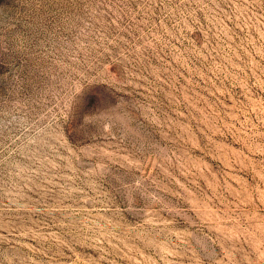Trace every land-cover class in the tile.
Masks as SVG:
<instances>
[{
	"label": "rangeland",
	"instance_id": "374dc122",
	"mask_svg": "<svg viewBox=\"0 0 264 264\" xmlns=\"http://www.w3.org/2000/svg\"><path fill=\"white\" fill-rule=\"evenodd\" d=\"M0 264H264V0H0Z\"/></svg>",
	"mask_w": 264,
	"mask_h": 264
}]
</instances>
